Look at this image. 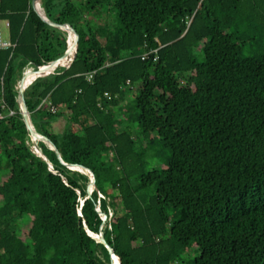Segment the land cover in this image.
<instances>
[{"label":"trees","instance_id":"1","mask_svg":"<svg viewBox=\"0 0 264 264\" xmlns=\"http://www.w3.org/2000/svg\"><path fill=\"white\" fill-rule=\"evenodd\" d=\"M34 1L0 0L14 45L0 50V98L14 112L0 120V264H111L83 222L120 264H185L191 253L186 264H264V57L240 58L234 23L264 30V0H41L78 51L27 87L26 108L65 163L92 172L90 195L87 176L38 142L49 171L18 112L21 77L66 51ZM110 14L111 29L97 23ZM126 87L148 139L138 146L111 111ZM154 139L169 153L148 169Z\"/></svg>","mask_w":264,"mask_h":264},{"label":"water","instance_id":"2","mask_svg":"<svg viewBox=\"0 0 264 264\" xmlns=\"http://www.w3.org/2000/svg\"><path fill=\"white\" fill-rule=\"evenodd\" d=\"M34 11L45 24L49 25L52 28H55V29H58V30L64 32L67 35L66 51L59 58H57L51 62L45 63L44 65L38 66V67H36V70L28 72L21 77V79L19 80V84L16 87L17 93H18L17 94L18 112L21 115L22 121H23V123L26 127V130L30 136V142L32 144L33 151L42 160H44L47 163L49 171H51L52 173H56V171L53 169L52 164L50 163L48 158L45 156V154L39 148L38 142H43L44 144H46L47 147L55 153V155L58 158V160L60 161V163L62 165H64L66 168L73 170V171H76V172H79V173L87 176V178L89 180L88 195H90V193L93 190H95V188H96L95 182H94L95 180H94V176H93L92 172L83 166H77V165L65 163L62 160L61 155H60L59 151L57 150V148L54 146V144L48 138L39 134L35 130L32 122H31L29 112L26 108L24 93H25V90L27 89V87L35 79L53 74V71L56 68H65V69L69 68V66L74 61L76 54H77V51H78V40H77L76 32L74 29H72L71 27H68L66 25L58 24V23H55V22L49 20L41 8V0H35L34 1ZM69 38H71V43H69V41H68ZM30 76H32L34 78L30 82L27 83V78ZM79 216H82L80 211H79ZM83 225H84L85 232L96 243L101 244L102 246H104L106 248V250L110 256L111 264H120V262H119L117 256L115 255L113 249L104 240L102 233H98V234L92 233L88 230V228L84 222H83Z\"/></svg>","mask_w":264,"mask_h":264},{"label":"rangeland","instance_id":"3","mask_svg":"<svg viewBox=\"0 0 264 264\" xmlns=\"http://www.w3.org/2000/svg\"><path fill=\"white\" fill-rule=\"evenodd\" d=\"M99 22H102V24L106 23L110 29L113 27V18L111 14L107 18L98 20L97 23ZM234 23L239 25L238 30H240V37L242 38L240 58H249L255 56L264 57V30L256 25L255 21H251L250 23H248L247 21H243L240 23L239 20H235ZM92 25L94 26V23H92ZM18 84L19 81L17 83V86ZM136 89H133L134 91H130L129 87H126L124 89V95L121 97L118 106L112 108L111 111L115 116L117 115V113H122V115H124V128L133 136V138L135 139V144L138 146L141 145L143 141H148V139L141 136L140 129L135 122L138 113L134 109L133 96L136 94ZM153 142V148L149 151L148 157L146 159L148 169L157 167L162 157L167 156L169 153L167 150H163L159 146V142L156 139H154ZM153 154L157 155L156 158H153ZM135 185V183L132 184L133 187H135ZM154 192V186H151L147 189L140 190L137 195L142 203H147L149 199L154 196ZM166 213L169 217L170 223L179 219L180 211L166 208ZM196 254L197 253H191L190 255H186L184 260L185 264L188 263L190 259H193Z\"/></svg>","mask_w":264,"mask_h":264},{"label":"built area","instance_id":"4","mask_svg":"<svg viewBox=\"0 0 264 264\" xmlns=\"http://www.w3.org/2000/svg\"><path fill=\"white\" fill-rule=\"evenodd\" d=\"M8 27H9V22L6 20L0 19V50H7V49L14 47V45L10 42V40L7 38V35H6V30ZM156 52L157 50L145 52L141 55V59L145 60L146 58H148L150 53L156 54ZM155 60H156V56L153 58V61ZM93 73L94 72L86 75L87 81H90L92 79ZM104 97L108 99L110 98V96L107 93H104ZM51 111L56 112V109L51 108ZM13 114L14 112L8 108L6 102L2 98H0V120H2L3 118L7 116H11Z\"/></svg>","mask_w":264,"mask_h":264},{"label":"bare ground","instance_id":"5","mask_svg":"<svg viewBox=\"0 0 264 264\" xmlns=\"http://www.w3.org/2000/svg\"><path fill=\"white\" fill-rule=\"evenodd\" d=\"M68 41H69V43H71V38H69V40H68ZM33 78H34V77H32V76H31V77H29V78H27V83H28V82H30V81H31Z\"/></svg>","mask_w":264,"mask_h":264}]
</instances>
